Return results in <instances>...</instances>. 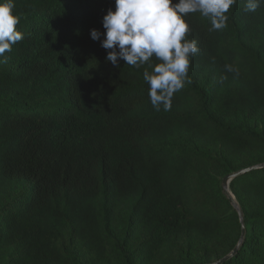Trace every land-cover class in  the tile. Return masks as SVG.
Instances as JSON below:
<instances>
[{
	"label": "trees",
	"instance_id": "trees-1",
	"mask_svg": "<svg viewBox=\"0 0 264 264\" xmlns=\"http://www.w3.org/2000/svg\"><path fill=\"white\" fill-rule=\"evenodd\" d=\"M245 2L221 30L185 17L199 52L157 111L152 68L113 66L91 39L115 0H14L23 39L0 64V264H208L233 249L241 223L221 180L264 162V7ZM229 190L245 234L221 264H264V167Z\"/></svg>",
	"mask_w": 264,
	"mask_h": 264
},
{
	"label": "clouds",
	"instance_id": "clouds-1",
	"mask_svg": "<svg viewBox=\"0 0 264 264\" xmlns=\"http://www.w3.org/2000/svg\"><path fill=\"white\" fill-rule=\"evenodd\" d=\"M237 0H115V10L109 8L102 18L104 32L93 28L91 39L99 40L107 51L106 61L119 67H141L146 63L143 78L149 85V99L159 111L170 110L174 93L188 81L191 58L199 52L198 42L188 39L190 31L185 17L199 12L210 21V31L227 27L230 8ZM14 0H0V64L7 63L6 52L23 39L17 30L19 17L13 14ZM264 7V0H246L244 11L254 12ZM103 36V39H101ZM155 57L159 63L150 61ZM228 72L239 75L238 67L226 64Z\"/></svg>",
	"mask_w": 264,
	"mask_h": 264
},
{
	"label": "water",
	"instance_id": "water-1",
	"mask_svg": "<svg viewBox=\"0 0 264 264\" xmlns=\"http://www.w3.org/2000/svg\"><path fill=\"white\" fill-rule=\"evenodd\" d=\"M261 167H264V162L260 163V164H257V165H252V166H249V167L242 168V169H240V170H238L236 172L229 173V174L225 175L222 178L221 185H222L223 191L225 192V194H226L231 206L235 209V211H236V213L238 215L239 222L241 223V231H240V235H239L238 241L235 244V246L233 247V249L229 253H227L226 255L221 257L220 259H218V260H216V261H214L212 263H208V264H221L223 261H225L229 257L233 256L236 253L237 248L240 245V243L242 242L244 234H245V229H244V226L242 224V213H241L240 207H239L237 201L235 200L233 194L229 190V183H230L231 179H233L237 175H240V174L248 172V171H250L252 169L261 168Z\"/></svg>",
	"mask_w": 264,
	"mask_h": 264
}]
</instances>
